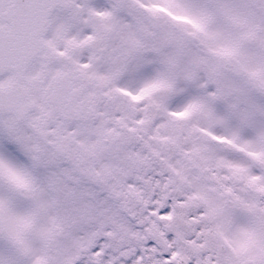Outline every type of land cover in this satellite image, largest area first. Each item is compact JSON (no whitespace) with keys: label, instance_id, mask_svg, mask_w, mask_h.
<instances>
[{"label":"snow or ice","instance_id":"1","mask_svg":"<svg viewBox=\"0 0 264 264\" xmlns=\"http://www.w3.org/2000/svg\"><path fill=\"white\" fill-rule=\"evenodd\" d=\"M0 264H264V0H0Z\"/></svg>","mask_w":264,"mask_h":264}]
</instances>
